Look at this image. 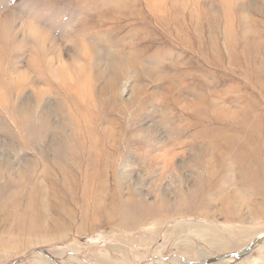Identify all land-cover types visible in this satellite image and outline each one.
Here are the masks:
<instances>
[{
	"label": "rangeland",
	"instance_id": "1",
	"mask_svg": "<svg viewBox=\"0 0 264 264\" xmlns=\"http://www.w3.org/2000/svg\"><path fill=\"white\" fill-rule=\"evenodd\" d=\"M263 232L264 0H0V264H205Z\"/></svg>",
	"mask_w": 264,
	"mask_h": 264
},
{
	"label": "water",
	"instance_id": "2",
	"mask_svg": "<svg viewBox=\"0 0 264 264\" xmlns=\"http://www.w3.org/2000/svg\"><path fill=\"white\" fill-rule=\"evenodd\" d=\"M264 239V232L259 234L248 246L234 252V253H228V254H222V255H218V256H214V257H209L207 259H205V264H216L222 261H228V260H242L243 258H245L247 255H249L251 252H253V250L255 249V247L259 244V242L261 240ZM42 252H44L46 255H48L51 259H55V257L50 254L48 251L46 250H41ZM22 259H20L19 261H22ZM61 264V263H60Z\"/></svg>",
	"mask_w": 264,
	"mask_h": 264
},
{
	"label": "bare ground",
	"instance_id": "3",
	"mask_svg": "<svg viewBox=\"0 0 264 264\" xmlns=\"http://www.w3.org/2000/svg\"><path fill=\"white\" fill-rule=\"evenodd\" d=\"M258 145H259V144H258ZM261 145H263V144H261ZM262 147H263V146H262ZM245 161H246V160H245ZM11 206H12V205H11ZM16 206H17V205H16ZM13 207H14V206H13ZM231 260H232V259H231ZM231 260L224 261V262L222 261L221 264H225V262H229V261H231ZM201 264H202V263H201Z\"/></svg>",
	"mask_w": 264,
	"mask_h": 264
}]
</instances>
